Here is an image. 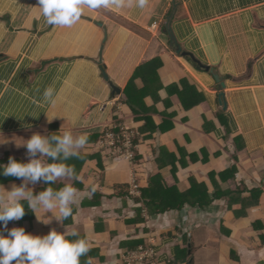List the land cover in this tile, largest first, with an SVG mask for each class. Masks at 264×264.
Wrapping results in <instances>:
<instances>
[{
	"label": "crops",
	"instance_id": "crops-1",
	"mask_svg": "<svg viewBox=\"0 0 264 264\" xmlns=\"http://www.w3.org/2000/svg\"><path fill=\"white\" fill-rule=\"evenodd\" d=\"M136 3L86 10L77 24L58 27L39 16L37 0H0V133L9 138L0 145V164L9 157L27 162L26 148L12 137L48 134L75 116L71 130L88 133L89 142L67 161L76 178L54 186L96 187L64 224L40 222L24 202V217L7 227L34 235L75 227L93 245L81 264H115L153 237L170 264H264V0H147L142 9ZM174 3L171 29L182 51L213 68L224 86L173 45L166 25ZM102 70L119 87L116 95ZM48 88L54 105L44 97ZM126 90L134 109L122 101ZM115 108L122 125L145 131L139 162L101 144ZM46 114L66 119L48 123ZM164 160H174L175 176ZM232 166L234 180H227ZM156 175L182 195L193 183L203 186L210 203L144 214L146 221L134 224L141 195L118 198L114 188L130 187L133 179L146 188ZM20 183L2 185L11 190ZM29 187L36 194L43 181ZM177 196L173 203L182 200Z\"/></svg>",
	"mask_w": 264,
	"mask_h": 264
},
{
	"label": "clouds",
	"instance_id": "clouds-1",
	"mask_svg": "<svg viewBox=\"0 0 264 264\" xmlns=\"http://www.w3.org/2000/svg\"><path fill=\"white\" fill-rule=\"evenodd\" d=\"M146 3L147 0H137L136 7L142 9ZM37 6L39 16L47 24L72 27L86 10L118 9L123 6V0H37ZM44 97L55 104L52 88L45 90ZM56 117L64 116L47 115V122L51 123ZM75 125L76 117L73 116L67 126L64 123L57 131L32 132L27 139L11 138L16 147L26 148L28 159L22 162L9 157L7 164H0V174L21 180L19 185L13 184L11 190H5L0 184V264H81L80 258L91 250V241L80 237L75 227L65 225L63 231L51 228L45 235L26 232L22 226L7 227L9 221L24 217V202L40 222L50 224L55 220L64 224L73 215V207L96 191L95 185H89L84 191L72 183L53 187L58 181L76 178L75 166L67 161L78 158L89 142L88 133H73L71 129ZM8 142L9 138L0 133V145ZM41 181L47 186L34 194L29 185Z\"/></svg>",
	"mask_w": 264,
	"mask_h": 264
},
{
	"label": "trees",
	"instance_id": "trees-1",
	"mask_svg": "<svg viewBox=\"0 0 264 264\" xmlns=\"http://www.w3.org/2000/svg\"><path fill=\"white\" fill-rule=\"evenodd\" d=\"M150 87V86H149ZM113 94L116 95V93L114 92ZM122 101L125 103H128L129 106L134 109V107L131 106V96L128 94L127 90L124 92L123 94V98ZM119 114H118V110L115 108L114 111V122L111 123L109 126H107V128L105 129L104 133L106 132V130H110V131H115V132H119L120 131V127H121V123L119 120L120 118ZM135 119H139V118H135ZM145 119V126H147L148 129V124H150V121L152 120L150 117H146ZM156 126L152 127V130H155ZM145 130V129H143ZM135 131L136 136L134 137V144H135V148H134V153H133V161L134 162H139V153H138V143H139V138L140 136H142V134L145 131H140V129H135L133 130ZM142 133V134H141ZM103 135L101 136V139L103 137ZM144 135V134H143ZM98 142V141H97ZM195 158V157H193ZM236 159V155H234V160ZM165 164H171L173 166V174L175 176L176 174V166H175V162L173 161H166L164 160ZM228 178L227 180H234V176L236 174V169L235 167H230V169L225 173ZM14 180H19L16 177H12V176H4L2 174H0V184L9 182V181H14ZM167 181L163 180L161 178L160 175H156L155 177H152L149 181L148 187L146 188H140L141 192V197L136 199V203L137 205H139V210H138V217L135 221H133L134 224L137 223H142L145 222L146 220L143 218L144 214H149V215H157V214H163L167 211L173 210V209H181L183 208V206H185L186 204L190 205V206H198L200 208H203L204 206H207L210 203V200H208V195L206 192V189L203 188V186L199 185V184H195L193 183V187L186 193V194H180L178 192H176L178 195H180V198L182 199L180 201V203H173L175 197L179 198V196H177V194L175 193L176 188H170L167 186ZM47 185L43 182V189L46 187ZM263 186H264V176H263ZM53 187L59 188L60 186L56 185ZM129 189L130 187L127 185H119L116 186L114 188V194L116 197L118 198H127L129 197ZM235 192L237 194H241L243 193V189L240 190H235V191H228L227 193V197L231 198L232 195L235 194ZM260 190H252L250 191L251 195H256L258 196L260 194ZM95 196V195H94ZM219 196V195H217ZM216 197V196H215ZM231 203V202H230ZM262 241H264V237L262 238ZM141 244L135 246L133 249L138 248V246H140ZM131 249V250H133Z\"/></svg>",
	"mask_w": 264,
	"mask_h": 264
},
{
	"label": "built area",
	"instance_id": "built-area-1",
	"mask_svg": "<svg viewBox=\"0 0 264 264\" xmlns=\"http://www.w3.org/2000/svg\"><path fill=\"white\" fill-rule=\"evenodd\" d=\"M152 27L155 28L156 26ZM135 136V131L121 124L119 132L106 130L102 137L101 144L112 154L122 156L126 158L127 161L133 163ZM129 195L134 198L141 195L140 186L136 179H133L130 184ZM115 264H170V262L162 261L159 249L156 245V239L153 237L148 240V243L122 253L120 259Z\"/></svg>",
	"mask_w": 264,
	"mask_h": 264
},
{
	"label": "water",
	"instance_id": "water-1",
	"mask_svg": "<svg viewBox=\"0 0 264 264\" xmlns=\"http://www.w3.org/2000/svg\"><path fill=\"white\" fill-rule=\"evenodd\" d=\"M177 5L176 3H174V10L171 14V16L168 18V22H167V31L169 32V35H170V38H171V41L173 43V45L176 46L178 52L182 53L183 55H186V56H190L197 65H201L205 70H209L211 72V74L213 75V77L220 83L221 86H224V82L222 80L221 77L218 76V74L214 71L213 68H210L209 66L207 65H203L200 63L199 60L195 59L194 55L190 52H185V51H182V47L181 45L179 44V42L177 41L175 35L173 34L172 32V29H171V20H172V17L174 16L175 14V11H176V8H177ZM97 62H101V57L99 56V58H97ZM102 76L103 78L108 82V85L110 86V88L112 89L113 92H116V93H119L120 92V89L118 86H116L109 78H108V75L106 74V72L104 70H102ZM222 96H223V92L221 91L220 94H219V103L220 104H223V106H225V102L224 100L222 99Z\"/></svg>",
	"mask_w": 264,
	"mask_h": 264
}]
</instances>
